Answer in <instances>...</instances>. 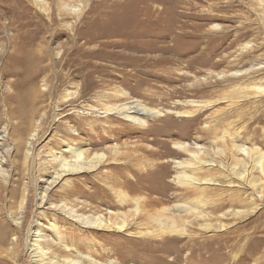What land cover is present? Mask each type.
Segmentation results:
<instances>
[{
  "label": "rangeland",
  "instance_id": "374dc122",
  "mask_svg": "<svg viewBox=\"0 0 264 264\" xmlns=\"http://www.w3.org/2000/svg\"><path fill=\"white\" fill-rule=\"evenodd\" d=\"M43 54L51 56L37 65ZM60 58L79 62L62 69ZM41 67L39 89L60 75L64 92L82 99L44 109L45 133L26 151L42 153L62 122L104 156L95 171L73 177L71 190L51 188L52 200L128 222L125 231H85L63 219L62 234L86 256L94 249L102 264H264V174L255 162L264 153V93L256 89L264 87V0H0V100ZM128 102L162 115L140 126L105 114ZM5 110L0 102V131ZM1 150L10 151L8 198L19 159L12 143ZM159 213L165 227L148 221Z\"/></svg>",
  "mask_w": 264,
  "mask_h": 264
},
{
  "label": "bare ground",
  "instance_id": "6f19581e",
  "mask_svg": "<svg viewBox=\"0 0 264 264\" xmlns=\"http://www.w3.org/2000/svg\"><path fill=\"white\" fill-rule=\"evenodd\" d=\"M50 56L49 54H43L38 56L40 58L35 57V60L39 63L37 65H41ZM19 59L15 61V64L21 62ZM51 60L54 59L51 57ZM77 62L79 60L74 62L69 58L63 60L60 58V61L58 60L55 64L62 69L70 70L75 68ZM42 69L44 68H39L38 74L36 76L33 74L27 79L28 81L18 83L16 91L13 93L3 92L2 100H0L6 109L5 127L0 131V140L2 141L0 143V264H102L96 259L98 257L97 250H91L89 255L86 256L83 245L77 242L75 238L66 236L67 234L63 235L62 232L67 229L66 226L71 224H75L78 228L85 231L91 229L125 231L128 227L127 218L121 217L123 219L120 220L118 217L115 221H110L109 219H103L101 216L86 215L82 211V207H78V204L70 205L65 200H52L50 189L66 183L68 188L64 192L71 190L76 185L73 177L95 171L104 159L103 154L93 153L86 149L84 147L85 144L79 138L80 136L77 134V137L74 138V130L62 122L57 129L58 132L61 130L64 133L61 138L57 132L47 142L43 152L40 154L34 155V153L26 151L27 146L29 148L34 146L45 133V126L47 125L50 112L47 110L43 112L44 109L54 105L60 110L61 103H73L82 99V92H64V78L60 75L57 76V83L54 86L53 83L49 85V82L46 81L44 83L45 89H39L38 79L45 72ZM15 71L12 74L16 75L17 72ZM256 89L260 94L264 93V87ZM8 90L10 89L8 88ZM98 97H106L108 100L113 99V97L103 94ZM45 103H49L47 104L48 106ZM105 110L106 115L108 113L116 114L126 121L140 126H144L148 120L162 115L161 112L143 108L137 102L111 106ZM76 131L78 132V130ZM61 142L63 147L59 148ZM3 143H8L9 145L12 143L16 157L19 159L15 164L18 179L14 181L16 186H11L8 191V198L4 194L10 174L4 169V159L5 157L9 158L10 151L2 152ZM56 147L58 148L55 149ZM179 147L180 149L189 148L183 145ZM196 149H199V146ZM237 150L249 160L252 159V153L249 148L240 146ZM191 156L197 160L199 155L191 153ZM255 162L261 173L264 174L263 152L257 156ZM176 165L177 168H183L182 163H176ZM34 167L36 169L35 172ZM23 177L28 178V184L22 183ZM45 184L47 188L43 187ZM252 190L256 192L257 187H252ZM120 198L122 199V197ZM6 200L7 207L4 205ZM135 203L138 205L139 201H135ZM34 208H36L35 211ZM136 211L138 212L137 209ZM33 214L38 215V218H36L37 224L26 230L28 229L29 218ZM237 214L239 213H235L236 217L238 216ZM160 215L159 213L153 217L148 216V221H153L157 225L165 227L167 224L162 222L166 218H162L166 216ZM41 220L46 223L44 224ZM62 220L67 221L68 225L62 226L60 223ZM42 225H45L46 229H41L40 226ZM202 227L205 230L211 229L208 224ZM221 228H224V226H221ZM179 230L175 226L169 233H181ZM32 237H35V240H33L32 245H28V241ZM25 252L28 257L27 261H23L22 258ZM109 264L117 263L110 262Z\"/></svg>",
  "mask_w": 264,
  "mask_h": 264
}]
</instances>
